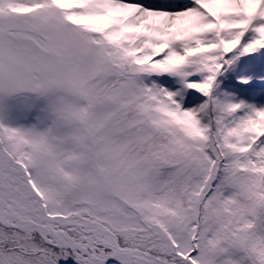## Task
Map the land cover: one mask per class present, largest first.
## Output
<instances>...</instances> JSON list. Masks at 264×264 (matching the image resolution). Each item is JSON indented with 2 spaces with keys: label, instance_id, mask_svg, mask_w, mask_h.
I'll return each mask as SVG.
<instances>
[{
  "label": "snow or ice",
  "instance_id": "obj_1",
  "mask_svg": "<svg viewBox=\"0 0 264 264\" xmlns=\"http://www.w3.org/2000/svg\"><path fill=\"white\" fill-rule=\"evenodd\" d=\"M0 264H264V0H0Z\"/></svg>",
  "mask_w": 264,
  "mask_h": 264
}]
</instances>
